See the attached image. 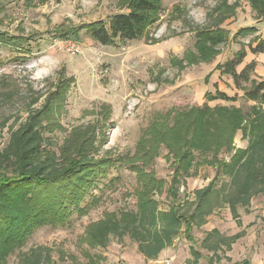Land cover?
<instances>
[{
    "label": "rangeland",
    "instance_id": "obj_1",
    "mask_svg": "<svg viewBox=\"0 0 264 264\" xmlns=\"http://www.w3.org/2000/svg\"><path fill=\"white\" fill-rule=\"evenodd\" d=\"M126 10L121 0H0V33L19 38L15 44L0 42V152L5 151L12 133L29 124L31 116L63 84L68 87L61 113L37 121L43 146L51 144L55 158L61 160L64 146L72 144L80 131L94 127L100 139L105 133L104 144L94 158H110L111 164L106 177L86 197L84 209L75 211L67 226L37 228L23 247L11 253L8 264L41 257H47L48 264H150L154 260H146L128 234L116 233L111 227L124 224L121 215L125 212L138 213L137 203L146 189L135 169L143 167L147 174L155 175L149 197L157 201L160 210L176 205L188 216L196 209L195 192L206 188L217 172L197 155L188 172L176 176V158L164 144L158 146L156 141L146 146L148 151L155 149L151 158L138 156L144 134L152 137L149 128L154 121L173 126L178 112L204 104L236 107L247 115L258 104L248 100L244 90H238L232 78L218 69L239 50H248L257 36L236 37L239 30L257 24L249 0H162L159 20L143 38L115 46H103L85 31L73 34L81 25L95 21L108 24ZM198 29L224 30L227 42L219 46L214 60L193 65ZM61 42L77 44L80 52L72 55ZM249 55L238 70L253 61L257 64L250 62ZM251 79L263 77L254 71ZM217 90L237 95L238 101L211 100L209 94ZM261 107L264 110V105ZM241 141L250 144L242 130L234 139L236 149ZM231 155L226 152L219 157L229 162ZM205 157L212 159L211 154ZM215 183L217 192L225 188L228 195L236 190L229 173L222 172ZM217 196L213 195L212 204L205 207L211 212L205 217L207 222L192 228V239L184 226L171 251L163 253L164 264L176 258L195 259L196 253L199 259L214 257L210 243L204 242L211 233L207 230L214 227L223 244L217 256L226 259L231 255L237 262L234 264L264 259V195H257L249 205L238 204L237 217L224 194L219 199ZM90 229L104 244L93 246L89 242L86 233ZM234 236L238 239L228 248L225 243ZM227 259L224 263L230 264Z\"/></svg>",
    "mask_w": 264,
    "mask_h": 264
},
{
    "label": "trees",
    "instance_id": "obj_2",
    "mask_svg": "<svg viewBox=\"0 0 264 264\" xmlns=\"http://www.w3.org/2000/svg\"><path fill=\"white\" fill-rule=\"evenodd\" d=\"M249 4L256 19H264V0H249ZM121 5H125L127 10L113 16L108 24L95 21L76 27L73 34L85 31L103 46L127 43L143 38L151 26L158 22L162 11V0H121ZM257 32L258 28L252 26L239 30L236 37L252 36ZM68 36L66 34L65 38ZM18 39L0 33L1 43L15 44ZM254 39L249 43L248 50H239L233 58L218 66L223 75L232 78L238 90H244L248 100L257 101L250 115L236 107H209L204 104L202 107L178 112L173 126L154 121L149 128L152 137L148 139L145 133L146 139L138 144V156L142 158H151L155 149L148 151L146 146H152L156 141L158 146L164 144L168 147L176 158L174 170L178 177L188 172L197 155L203 157L201 162L215 166L217 172L206 188L195 192L196 209L188 216L187 213L181 214V208L176 205L168 211L160 210L157 201L149 197L153 191L149 189L150 185L156 183L155 175L147 174L143 167L135 169L146 189L137 203L138 213L125 212L121 215L124 224L118 227L117 223L111 227L116 233L128 234L137 243L146 260H156L163 250L170 248L184 226V232L192 239V228L204 225L207 222L205 217L211 214L205 207L212 204L213 195H218L216 199H219L220 194H224V200L229 203L235 217L238 204L249 205L254 197L264 195V110L261 107L264 105V79H251L256 69L254 61L246 64L241 71L238 70L249 53L264 54V40L259 36ZM196 40L197 54H191L190 64L193 65L214 60L219 46L227 42L224 30L211 29H198ZM63 82L69 81L64 79ZM244 85L250 86L245 88ZM67 87L59 85L46 99L44 107L31 116V122L12 133L5 151L0 152V264H8L11 253L23 247L28 236L37 228L67 226L73 213L84 209L82 204L86 197L91 195L100 179L106 177V170L111 165L110 158H94L104 144L105 136L102 131L100 139L94 127L87 132L80 131L72 144L64 146L61 160L55 158L56 153L49 148L51 144L43 146V135L37 130L38 122L53 119L61 113L66 104ZM208 97L224 102H236L239 98L219 90L214 95L210 93ZM240 130L244 137H249L250 144L245 149L235 147L234 139ZM226 152L232 153L229 162L219 157ZM207 154H211L212 159H207ZM222 172L231 176V185L236 187L234 193L227 195L225 188L223 192H217L215 182ZM163 183L160 182V185ZM86 235L93 246L104 244L103 239L95 235L93 230H88ZM217 236L220 239L216 240ZM212 239L216 241L213 243ZM236 239L238 236L230 237L225 245L231 248L230 243ZM204 242L205 245L210 243L209 249L215 253L223 248L217 229L208 234ZM216 254L214 257L219 260L220 256ZM214 257L209 259V264H215ZM198 259L196 253L195 260ZM46 261L47 257L36 261L24 259L22 264H48Z\"/></svg>",
    "mask_w": 264,
    "mask_h": 264
},
{
    "label": "crops",
    "instance_id": "obj_3",
    "mask_svg": "<svg viewBox=\"0 0 264 264\" xmlns=\"http://www.w3.org/2000/svg\"><path fill=\"white\" fill-rule=\"evenodd\" d=\"M256 23L257 24H255L254 26H256L258 28V32L254 35H257V36H259V38L264 40V19L258 20ZM249 56H252V58L250 59V62H252L253 60H255L257 62L255 72L258 74V76L263 77V79H264V54H261V55H255V54L252 55L251 54ZM247 144H249V143L247 142ZM237 147L240 149L241 148L245 149L248 147V145H244V143H242V141H241L240 144L237 145ZM263 214H264V210H263ZM214 229H215V227L211 228V230H207V231L212 232ZM172 246H174V244H172ZM170 251H171V248H167V249L163 250L162 254H160V257H158L154 261H150V264H164V262L161 260V257L163 255V253H165V252L169 253ZM219 252H220V249H218L216 251V253H219ZM213 253H215V251H213ZM213 256H214V254H213ZM211 257H212V255H211ZM227 258H229L231 260L229 262L230 264L237 263V262H234L233 259H231V255L230 256L228 255ZM227 258L223 259L221 256H220L219 260H216V258H215V264H225L224 263L225 260H227V262H228ZM248 261H249V264H264V259L257 260V259L253 258L252 260H248ZM168 264H209V260L208 259L206 260L205 258H200L196 261L194 258L193 259L188 258V259H186V261L185 260L182 261L181 259L176 258V259H173L171 262H168Z\"/></svg>",
    "mask_w": 264,
    "mask_h": 264
},
{
    "label": "built area",
    "instance_id": "obj_4",
    "mask_svg": "<svg viewBox=\"0 0 264 264\" xmlns=\"http://www.w3.org/2000/svg\"><path fill=\"white\" fill-rule=\"evenodd\" d=\"M62 47L67 46L68 51L72 54V55H76V53L80 52L79 47L77 46V44H73L72 42H66L60 43Z\"/></svg>",
    "mask_w": 264,
    "mask_h": 264
}]
</instances>
